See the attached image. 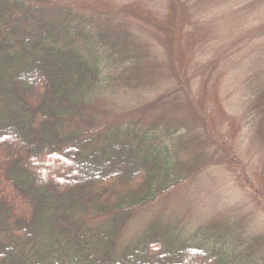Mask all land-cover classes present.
I'll use <instances>...</instances> for the list:
<instances>
[{
	"label": "trees",
	"instance_id": "obj_1",
	"mask_svg": "<svg viewBox=\"0 0 264 264\" xmlns=\"http://www.w3.org/2000/svg\"><path fill=\"white\" fill-rule=\"evenodd\" d=\"M103 26L78 4L0 0V264H257L250 247L230 244L225 224L192 233L149 226L120 238L125 224L205 163L199 145L183 140L180 131L191 129L176 120L119 123L95 143L91 127L112 124L89 115L99 109L94 97L105 68L125 63L108 53L122 54L127 40ZM101 30L107 34L95 39Z\"/></svg>",
	"mask_w": 264,
	"mask_h": 264
},
{
	"label": "rangeland",
	"instance_id": "obj_2",
	"mask_svg": "<svg viewBox=\"0 0 264 264\" xmlns=\"http://www.w3.org/2000/svg\"><path fill=\"white\" fill-rule=\"evenodd\" d=\"M52 1L78 4L98 29L103 21L100 29L126 33L122 54L108 53L125 63L105 68L108 78L94 97L99 109L89 114L112 124L91 127L95 143L119 123L149 128L176 120L191 129L180 131L183 140L199 145L200 167L205 163L125 224L122 241L149 226L192 233L225 224L230 244L238 252L250 247V260L264 264V0ZM106 34L96 31L95 39ZM40 159L58 169L56 160Z\"/></svg>",
	"mask_w": 264,
	"mask_h": 264
}]
</instances>
